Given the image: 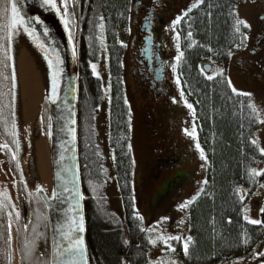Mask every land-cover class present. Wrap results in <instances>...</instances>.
<instances>
[{
    "label": "rangeland",
    "instance_id": "1",
    "mask_svg": "<svg viewBox=\"0 0 264 264\" xmlns=\"http://www.w3.org/2000/svg\"><path fill=\"white\" fill-rule=\"evenodd\" d=\"M199 1L163 0L162 3L151 7V0H128L125 16L120 22L117 32V38L123 47L119 58L120 75L131 118L129 144L132 154L131 176L134 205L148 228L152 229L148 232L149 240L157 241L155 245L151 243L152 246L148 249V264H161V262L163 264H184L178 247L179 245L183 247V242L190 236V204L183 209H179L177 206L196 197L206 177L207 158H202L200 150L196 148V144L199 143L206 157L205 147L199 138L196 102L187 90L179 63L177 64L175 60L179 52H183L180 40L181 32L178 25L173 27V21L178 16L183 19V14L188 12L189 8L192 9V5ZM225 1L230 6L231 27L235 30L232 32L236 37L225 50L227 52L226 62L222 63L218 59H211V57L205 59L207 61L203 60L204 62L199 63L197 68L199 71L203 68L202 73L206 77L215 76L223 70L230 88H235L239 93L251 94L250 100L252 107L254 106L253 118L256 119V124L251 130V139L255 140L256 145L261 149L264 148V123H260V121H264V0ZM148 9L154 10L158 17L152 28L150 26V35L153 32L157 42L163 40L165 43L163 53L165 61L168 63H166L165 90L162 91L154 88L155 80L152 83L146 80L139 71L135 58V52L142 35L141 28L144 26L142 23L143 15ZM73 10L75 15L72 14ZM81 10L80 1L69 0L68 18L71 23L72 36L74 28L80 25ZM3 22H7V16ZM244 22L250 27H246ZM241 26L244 27L242 31L240 30ZM237 28H239L238 32L236 31ZM146 31L148 32L147 29ZM177 33L179 39H177ZM101 37H103V42ZM241 39L243 41L240 43ZM97 42L98 51L95 54L96 57L91 61V68L93 64L96 65L95 72L93 69L92 71L100 79L102 92L98 111L92 121L93 128L90 129L89 134L91 136L95 134L97 137V149L101 153L105 171L102 180L97 185H92L95 187L93 194L96 195L99 211L105 212L115 220H120L121 225L126 230L123 218V201L116 177L115 156L109 140L111 86L105 27L103 33L99 27L97 28ZM177 44H179V48H177ZM5 47L8 45L5 44ZM159 50L160 48L157 49V52ZM208 61L209 64L212 63L210 66L205 64ZM171 65L177 66L175 73L172 71ZM5 74H7L8 79L6 80V87L3 88V98H0V118L2 120L6 118L9 127L5 130L0 121V182H6L8 186L13 187V191L10 189L9 191L12 194L15 191L19 197V192L16 189L19 177L28 186L26 171L29 172L30 141L35 127L22 125L18 118L19 132L23 140V152L19 160L17 144L16 141H13L15 101L12 92L13 82L10 64ZM177 75L181 81L179 85L175 82ZM229 79L231 84L228 83ZM181 91H183V95H181ZM44 94L40 107V113L43 115L39 133L45 138L47 146L50 147L46 90ZM174 99L175 102H173ZM187 104L193 105L194 114L193 109H189ZM193 126H195V136L186 134L185 129L191 133ZM5 144L8 145L7 148L3 147ZM253 169L257 171L264 169V155L260 161L256 162ZM28 190L29 196L37 197L35 190L30 188ZM241 194L245 196V216L248 217L249 221L260 220V209L264 203V181L260 182L254 193L248 194L247 189L241 188ZM38 204L40 205L39 202ZM159 217L168 219L164 220L159 227H154L153 221L161 220ZM176 219L179 221L177 226L168 225ZM42 225L43 231L40 239L39 234L38 239L31 244V246H35V253L43 249L39 240L44 241V234L47 241L50 240L48 224L43 221ZM38 230L39 223L27 234L28 241L35 239ZM161 235L165 238L168 236L181 237L178 241L179 244L172 240L168 241V244L175 249L174 252L166 248L164 242L158 239ZM13 248L16 256L18 247L14 244ZM48 249H50L49 243ZM263 251L264 238L250 254L236 258L235 264H264V259L256 262L252 258L254 255L257 258L262 257ZM170 259H172L171 262ZM14 264H17V258L14 260ZM31 264L39 263L33 262ZM46 264H50L49 258H46Z\"/></svg>",
    "mask_w": 264,
    "mask_h": 264
},
{
    "label": "trees",
    "instance_id": "2",
    "mask_svg": "<svg viewBox=\"0 0 264 264\" xmlns=\"http://www.w3.org/2000/svg\"><path fill=\"white\" fill-rule=\"evenodd\" d=\"M82 10L78 27L79 53V159L87 216V245L91 264H148L147 252L151 245L149 231L140 219L133 198L132 161L129 147L130 110L123 91L120 75L122 43L117 38L119 24L125 16L128 0H78ZM5 0H0V6ZM179 23L184 56L179 62L187 90L197 106L199 138L206 150L207 183L202 184L196 199L189 205L188 255L179 245L178 252L184 264H235L250 254L264 238V224L253 225L245 220V199L240 200L241 188L254 193L264 175L251 177L250 170L263 158L260 149L252 144L251 130L256 124L251 98L245 93L233 92L218 72L207 79L197 65L205 59L226 62L225 50L233 42L229 3L225 0H201ZM103 16V21L100 17ZM6 15L0 12V23ZM5 23V22H3ZM105 26L111 86L109 140L114 152L116 177L123 201L125 228L98 209L95 187L104 176V164L97 149L95 134L91 136L92 121L98 111L101 83L91 68L98 51L97 28ZM243 26L240 27L242 31ZM191 32V37L188 33ZM240 34V33H239ZM0 35H3L0 32ZM243 41L241 39L240 43ZM194 42V43H193ZM239 43V44H240ZM191 45V46H190ZM0 52V60H3ZM204 60V61H203ZM10 64V61L4 60ZM0 64V98L6 87V70ZM239 93V94H238ZM1 123L5 130L9 123ZM96 137V138H95ZM14 141V135H13ZM10 157V156H9ZM264 171V169L262 170ZM204 180V181H205ZM20 187L25 189L21 179ZM264 208V203L261 209ZM260 209V221L264 213ZM229 219L231 223H229ZM160 221V220H159ZM164 222V221H163ZM160 225V224H159ZM169 226H177V220ZM123 227V229H122ZM248 239L245 244L244 240ZM174 243L179 244L177 240ZM252 258L258 262L264 259ZM237 258V259H236ZM172 259H170V262Z\"/></svg>",
    "mask_w": 264,
    "mask_h": 264
},
{
    "label": "water",
    "instance_id": "3",
    "mask_svg": "<svg viewBox=\"0 0 264 264\" xmlns=\"http://www.w3.org/2000/svg\"><path fill=\"white\" fill-rule=\"evenodd\" d=\"M60 4V0H57ZM10 6V5H9ZM18 7L21 8L22 13L27 17L39 16L43 23H34L37 32L40 33V39L45 41L49 47H54L60 54V58L64 61L63 73L61 75V83L58 90L59 98L55 103L50 101L48 97L51 92V69L47 66V61L43 57L44 65L47 69L48 86L46 89V99L48 104V117H49V144L52 162L53 174V191H56L58 198L53 200L51 195L45 191L43 193L35 190L39 199L41 200L48 224V231L50 237V264H53L54 256V241L56 243H64L65 240L61 233L66 232L69 227L74 228L75 225L71 224L72 217L75 216L77 220L82 215L84 220V231L82 233L75 232L74 235L82 236L86 248L88 264L90 263L89 250L87 246V222L85 213V199L83 184L80 174L79 163V146H78V104H79V53H78V25L74 28L72 40L68 38V29H65L63 22L60 19V14L55 10L41 7L40 0H18ZM10 8V7H9ZM61 14L63 9L61 8ZM10 15V12H9ZM49 29L47 36L43 35L44 28ZM71 30V29H70ZM29 38V37H28ZM73 45L76 49V55L73 56ZM41 52V51H40ZM10 55H13V41L11 44ZM41 55L43 56L42 52ZM12 66V61H10ZM16 72V71H15ZM13 82L14 92V127L17 147L18 158L20 160L23 152V140L20 136L18 127L17 116V81ZM75 120V124L72 123ZM37 129L40 130L42 122V113L38 116ZM36 131L37 129L34 128ZM63 129V131H61ZM69 129H75V139H73L72 132ZM31 142V141H30ZM61 155L64 159H61ZM31 166L32 160H29ZM60 174L57 178L56 174ZM67 187L70 191L65 192L64 188ZM76 189H79L83 199L80 195L76 194ZM47 200V203L45 202ZM74 207L76 211L69 213L68 209ZM24 214L26 213L25 204H23Z\"/></svg>",
    "mask_w": 264,
    "mask_h": 264
},
{
    "label": "snow or ice",
    "instance_id": "4",
    "mask_svg": "<svg viewBox=\"0 0 264 264\" xmlns=\"http://www.w3.org/2000/svg\"><path fill=\"white\" fill-rule=\"evenodd\" d=\"M203 2V0H201ZM10 5V8H9ZM40 6L41 7H47L50 9L55 10L57 14H60V19L63 22V25L65 29H68L69 20L67 18L68 16V9H69V0H60V4L57 3V0H40ZM193 8L197 7L196 4L192 5ZM61 8L63 9V14H61ZM192 9L189 8L188 12H190ZM0 12H3L7 16V22L6 23H0V32L3 33V35H0V52L3 53V60H0V64L3 65V67L7 68L9 65L7 63H4V60L12 61L11 66V79L12 81H15L16 79V72H15V61L14 56L10 55V49L12 41L14 40L15 36L23 32L26 34L27 37L30 38V40L35 44V46L42 52L44 59L47 61V66L49 69H51V92L48 99L55 103L57 99L59 98L58 90L61 83V75L63 73V68L61 67L64 63V61L60 58L59 52L54 47H49L47 43L40 39V33L37 32L35 27H32V24L34 23H43V21L40 20L39 16L35 17H27L22 13L21 8L18 7V0H5L2 6H0ZM10 12V15L8 13ZM188 12H185L183 15L187 16ZM73 15H75V11L73 10ZM103 16L100 17V20L103 21ZM182 17L178 16L173 21V27L175 25H178L181 22ZM245 26L250 27V25H247L246 22ZM104 24L100 23L99 28L101 33L104 31ZM236 31H239V28L236 29ZM49 34V29L47 27L44 28L43 35L47 36ZM191 32L188 33V36L191 37ZM68 38L71 41L72 40V33L71 30H68ZM177 39H179V34L177 33ZM101 40L103 42V37H101ZM194 43V42H193ZM5 44L8 45V47H5ZM126 46V45H125ZM191 46V45H190ZM177 48H179V44H177ZM76 55V49L73 45V56ZM184 53L181 51L179 54L175 57V60L177 64L181 61L183 58ZM172 71L175 73L177 71L176 65H171ZM92 69L95 72L96 65H92ZM201 71H203V68H201ZM223 70L219 73L222 75ZM0 75H3V73H0ZM98 75V73H97ZM4 79L7 80L8 77L4 76ZM207 79L212 80L213 76H208ZM176 84L179 85L181 83L179 75L176 77ZM228 83L231 84V80H228ZM233 92L236 91L235 88L232 89ZM239 94V93H238ZM181 95H183V91H181ZM244 95H251L250 93H245ZM175 102V99L173 100ZM185 103H187L185 101ZM187 107L189 109H193L192 104H187ZM254 108V106H253ZM194 114V109H193ZM72 123L75 124V120H72ZM260 123H264V121H260ZM50 127V126H49ZM63 131V129H61ZM69 131L72 132L73 139H75V129H69ZM186 134L195 136V126H193V131L191 133H188L187 129H185ZM48 135H51V132L48 133ZM252 144H256V141L253 140ZM3 147L7 148L8 145L5 144ZM17 147H19V144L17 143ZM131 147V145H129ZM196 148L200 150L201 157L206 159L203 153V149L201 148L200 144H196ZM260 152L262 155H264V148L260 149ZM15 156V154H13ZM61 159H64V156L61 155ZM249 175L251 177L264 175V171H257L256 169H251ZM57 178H60V174H56ZM204 183H207L205 180ZM37 192L43 193L44 189L42 186H37ZM64 191H70L67 187L64 188ZM203 191V189H201ZM76 194L81 196V199H83L81 193L79 192V189H76ZM4 200H0V210L7 209L9 206L11 208H15L14 204H10V196L7 193H4ZM58 198V194L56 191L52 192L51 199L55 200ZM196 197H193L192 200L185 201L184 203L178 205L177 207L179 209L186 208L188 204L193 203ZM245 199L244 195H240V200L243 201ZM5 201H8L6 203ZM47 203V200L45 201ZM69 213H74L76 209L74 207L68 209ZM261 212L264 213V208L261 209ZM15 215L17 220L19 219L20 213L18 211L7 212V231H8V241H11V225H12V217ZM141 220L143 217H139ZM168 218L162 217L160 221L155 222L154 227H158L159 224H161L164 220ZM245 220H248V217H244ZM231 223V220L228 221ZM253 225H260L264 224V221L260 220H250L249 221ZM71 224L75 225L74 228L69 227V229L66 232H62L61 235L64 238V243H56L54 241V256H53V264H88L87 259V248L85 241L82 236L74 235L75 232L82 233L84 231V220L83 216L81 215L79 217V220L76 219L75 216L72 217ZM28 224L24 225V229L27 230ZM152 229H141V231H151ZM158 239L162 240L166 246V248L171 249V251H175L174 248L171 247L170 244H168L169 240H177L179 241L181 239L180 236H168L165 238L163 235L159 236ZM192 241V237L189 236L187 239L183 242V252L185 255H188L189 252V243ZM249 241L248 239L244 240V243L247 244ZM150 243L155 245L157 243L156 240H150ZM34 245L32 246H25V256L24 259H27L34 255ZM40 258H43V252L40 254ZM10 259V258H9ZM163 264V262H161Z\"/></svg>",
    "mask_w": 264,
    "mask_h": 264
},
{
    "label": "flooded vegetation",
    "instance_id": "5",
    "mask_svg": "<svg viewBox=\"0 0 264 264\" xmlns=\"http://www.w3.org/2000/svg\"><path fill=\"white\" fill-rule=\"evenodd\" d=\"M163 0H151V7L162 3ZM150 8V5H148ZM152 9V8H151ZM148 9L143 15L142 23V35L138 44V48L135 58L137 59L139 71L144 75L146 80L152 83L155 80L154 88L158 90H165L164 81L166 80V63L163 46L164 41L160 40L157 42L149 32L150 26L152 28L154 21L158 19L155 15L154 10ZM158 22V21H157ZM161 22V21H159ZM148 30V32L146 31ZM148 42V44H147ZM160 48L159 52L157 49ZM167 87V86H166ZM9 155V154H8ZM16 189L19 192V197H17L15 191L12 194L9 189L3 190L0 186V200H4V193L10 196V204H14L15 208L10 206L7 209L0 210V264H14V260L17 258V264H31L37 262L39 264H46V258H48V241L44 234V241L39 240L43 246V249L38 250L37 253L34 252V257L31 256L24 259L25 256V246H31L39 236L41 237L43 231L42 222L46 221L45 215L41 211V206L38 204V200L32 196H29L25 191H21L20 185H16ZM13 191V187L10 189ZM24 197V199H22ZM23 200L27 208L26 219L23 216ZM8 203V201H5ZM18 211L20 213L19 219L13 215L12 225H11V241H8V231H7V212ZM39 223V230L36 232L37 235L32 241H28L27 234ZM28 224L27 230L24 229V225ZM17 245V254H14L13 245ZM43 252V258H40V253ZM10 258V259H9Z\"/></svg>",
    "mask_w": 264,
    "mask_h": 264
},
{
    "label": "bare ground",
    "instance_id": "6",
    "mask_svg": "<svg viewBox=\"0 0 264 264\" xmlns=\"http://www.w3.org/2000/svg\"><path fill=\"white\" fill-rule=\"evenodd\" d=\"M13 56L18 86V118L22 125H32L37 129L41 102L48 86L46 65L40 50L23 32L13 40ZM34 134L31 137L30 150L32 164L29 172L26 171L27 182L30 189L42 186L51 195L53 174L50 147L40 135L39 129H34ZM0 186L3 190L11 189L6 182H0Z\"/></svg>",
    "mask_w": 264,
    "mask_h": 264
}]
</instances>
